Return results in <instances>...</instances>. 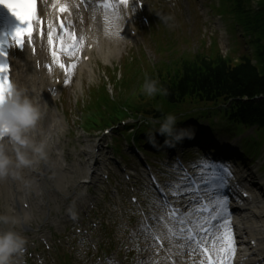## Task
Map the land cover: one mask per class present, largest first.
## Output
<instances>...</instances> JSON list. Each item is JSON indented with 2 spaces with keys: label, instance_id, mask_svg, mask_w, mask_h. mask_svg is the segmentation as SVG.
Instances as JSON below:
<instances>
[{
  "label": "trees",
  "instance_id": "1",
  "mask_svg": "<svg viewBox=\"0 0 264 264\" xmlns=\"http://www.w3.org/2000/svg\"><path fill=\"white\" fill-rule=\"evenodd\" d=\"M225 2L239 24L252 32L256 39L255 45H258L259 41L264 44V0L258 14H253L249 9V0ZM209 53L193 56L183 54L171 59L167 64L159 63L154 68L146 67L144 71H140L139 65H132L128 73L137 72V87L125 105L136 115L160 120H164L168 114L177 116L185 113L182 119L197 121L217 116L221 110L229 122L243 124L247 128L255 127L264 140V100H253L264 96V45L257 49L256 53L263 68L260 72L249 64L246 57H241L237 63H233L230 58L222 59L217 54L209 56ZM146 79L155 80L157 86L168 89L169 94L147 97L143 93ZM133 85L129 75H126L123 88L132 91ZM97 96L99 102L96 101ZM99 105H103L107 112ZM119 107L120 104L109 100L103 88L99 95L93 92L89 108H96L100 113L98 126L108 122V114L119 111ZM90 114L95 116V113Z\"/></svg>",
  "mask_w": 264,
  "mask_h": 264
},
{
  "label": "snow or ice",
  "instance_id": "2",
  "mask_svg": "<svg viewBox=\"0 0 264 264\" xmlns=\"http://www.w3.org/2000/svg\"><path fill=\"white\" fill-rule=\"evenodd\" d=\"M122 3H127V0H121ZM0 4L5 5L12 14L25 26L18 27L12 35V39L17 45H22L25 42L24 37H28L29 43H31L32 35L34 32V24H41L42 21L37 17V4L36 0H0ZM105 10L112 7L113 5L105 3L103 5ZM60 12H68V5H63L60 7ZM106 22L114 24L116 20L119 19L118 13L114 10L112 18L110 19L107 15L105 17ZM60 30L62 35L56 37L54 34L56 29L53 25L49 24L48 31V44L52 46V56L56 62L59 63V54L56 51V43L59 42L60 51L68 52L70 54H75L78 52L83 44V38L77 40L74 33L70 31V26H66L64 21H60ZM121 34V33H117ZM41 35H43V30H41ZM0 55H4L3 52H0ZM75 64L71 65V68H75ZM60 68H64L68 71V74L71 75L69 69L66 68L65 64L59 63ZM8 65L0 63V101L4 98H7L12 92V86L8 82ZM182 167V166H181ZM194 167H201L200 165H194ZM209 167V166H205ZM213 170V177L211 183H214L217 188H224L227 185V179L229 175V170L223 166L217 168L215 164L210 166ZM185 183H183V194L195 197L191 201L193 204L200 205L199 208L194 209L190 214L195 216L196 219L185 218L183 213L180 212L178 208L171 207L169 208V216L167 219L169 222L175 221L173 227L175 228L176 233L179 234L180 239L187 241L185 247H190L196 245L198 248L202 249V253L207 257L206 264H231V258L235 251L233 234L231 232L229 224V211H228V200L226 196L220 195L218 192L213 191V198L217 199V204L214 207H209L207 204L202 203V198H206V188L208 187L209 180L205 179L204 175L199 177H193L188 175L185 171L184 174ZM173 196L180 195V188H177L176 192L172 193ZM135 198H134V201ZM171 201L165 196V204H170ZM217 208L220 209L217 213ZM217 213V215H213ZM207 216V219H201ZM159 221L160 217H155ZM223 222L221 227L224 229L223 235L219 236L218 240L213 242V238L216 236V232H219L217 225L220 222ZM178 225V227H177ZM215 230V231H214ZM148 231V226L141 227L138 231L134 233L135 238L144 236ZM130 240L133 237L130 236ZM167 239L166 236H157L152 239L150 243H147L146 248L138 249V251H147L148 248L162 247L164 246V241ZM172 239H177L176 235L172 236ZM209 242L212 243V249L208 247ZM217 244L219 245L217 247ZM216 250V255L213 257L212 250Z\"/></svg>",
  "mask_w": 264,
  "mask_h": 264
},
{
  "label": "clouds",
  "instance_id": "3",
  "mask_svg": "<svg viewBox=\"0 0 264 264\" xmlns=\"http://www.w3.org/2000/svg\"><path fill=\"white\" fill-rule=\"evenodd\" d=\"M143 93L149 98L169 94L168 89L158 87L152 79L145 80ZM42 117L41 106L15 87L7 98L0 101V180L21 179V170L47 160V140L37 141L32 135ZM157 133L165 137V146L174 147L185 139L194 138L195 129L178 128L177 117L168 114ZM149 142L155 146L154 135L149 136ZM69 212L75 215L72 209ZM30 219L27 213L22 216L0 213V264H19L28 239L18 229L28 224Z\"/></svg>",
  "mask_w": 264,
  "mask_h": 264
},
{
  "label": "rangeland",
  "instance_id": "4",
  "mask_svg": "<svg viewBox=\"0 0 264 264\" xmlns=\"http://www.w3.org/2000/svg\"><path fill=\"white\" fill-rule=\"evenodd\" d=\"M190 4H191V13H192V21L190 22V25H187L185 22H187V18H182L181 16V12L180 10L176 7L171 11V20L172 23H165L163 24V27L160 31H164L163 29L165 28V35L166 38H168L169 40L175 41V46H179V51L181 53H188V54H197V52L200 51L201 48V41L203 40V38H205L204 40L208 39L206 37H211V35H215L214 31L209 32L206 25H205V19L202 20L197 12V15L195 14L196 9L200 8L201 6H206V8H209V5L212 3L211 0H189ZM146 40V38H145ZM230 40V39H229ZM232 41V39L230 40ZM239 43H243V48L241 47L242 50L244 51H248L247 48V44L245 45L244 40L243 39H239L238 38ZM148 42V41H147ZM220 47H222V45L220 44ZM222 52H224V49H221ZM132 53H129V55ZM128 53L127 52H123V57L124 59H128L129 57H127ZM144 55L146 56V60L151 63V64H155L158 60L159 57L157 55L156 50L153 48V44L152 41L148 42V47H146V51L144 52ZM122 57V58H123ZM97 59V58H96ZM123 59V60H124ZM97 61V60H95ZM99 64V66L102 67H107V68H113L116 65H109V64H103L99 61H97ZM106 70V69H105ZM106 74L107 71H106ZM99 82L98 78H94L92 81H90L89 79H87L86 83H85V89H84V98L83 100H86V94H87V90L89 87H91L94 84H97ZM73 91V87H69L67 88V90L64 93L63 96V106L65 108L66 111H68V113L71 115L69 118V127L68 129H73L74 131H76V127H74L72 125V122H74V118L73 115L75 113L78 112V110L80 109L79 104H82V102H79V104L77 106H74L73 104H71L70 100H69V93ZM200 129H207V124H201ZM251 131L243 134V137H247L251 135ZM219 139V138H218ZM217 139V140H218ZM220 141H222V139H219ZM67 141L69 142V151H70V160L74 163V162H78L79 160L81 161L82 158H80L79 154H78V146L75 144V140L73 137V134L70 135V139H67ZM234 145L237 146L238 148H240V144L238 140L234 141ZM259 159L264 160V154H261ZM77 181V180H76ZM74 187V186H73ZM119 219L118 217H114L113 219V226H116V220ZM84 258H81L80 261L78 262V264H83L84 262Z\"/></svg>",
  "mask_w": 264,
  "mask_h": 264
},
{
  "label": "bare ground",
  "instance_id": "5",
  "mask_svg": "<svg viewBox=\"0 0 264 264\" xmlns=\"http://www.w3.org/2000/svg\"><path fill=\"white\" fill-rule=\"evenodd\" d=\"M66 2L75 12V17L77 20V26L80 31L81 38H90V40L94 41V44L96 45L97 52L101 53V59L102 61H107L111 55H114L117 44V34L116 29L113 25H105L102 24L103 28L101 26H97L101 21L95 20V17L92 15L87 16V4L81 3L78 0H63ZM88 18L89 24L86 23V19ZM106 31V38L104 37V40L102 43L97 42V38L100 33ZM17 65L19 67L20 65V78L22 79L24 83V89L27 93L30 94H39V88H38V78H35L32 71L33 68L30 67L29 63V57L25 55L23 57V60H18ZM87 67H84L81 71H86ZM31 71V74H30ZM36 85V87H35ZM44 93V91H43ZM256 212H259L258 218H264V206L255 208ZM244 217L249 216L248 213H244ZM247 225L251 226V229L254 230V233L256 232L257 239L261 240L259 241V245L256 249L248 248V251L244 247H239L240 249H244V256L247 257V260L249 261V264H252L251 261L253 260L259 261L260 264H264V221L257 222L255 218L250 219L246 222ZM259 224V225H258ZM259 226H261L259 228ZM232 229V228H231ZM240 230V229H239ZM240 235L242 236L243 233L240 231ZM255 252H258L256 255ZM258 264V263H257Z\"/></svg>",
  "mask_w": 264,
  "mask_h": 264
}]
</instances>
